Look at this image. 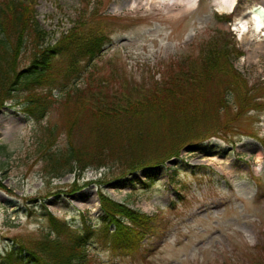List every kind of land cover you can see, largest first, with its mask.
I'll return each instance as SVG.
<instances>
[{"label":"rangeland","instance_id":"1","mask_svg":"<svg viewBox=\"0 0 264 264\" xmlns=\"http://www.w3.org/2000/svg\"><path fill=\"white\" fill-rule=\"evenodd\" d=\"M30 1L50 43L75 26L86 36L104 37L100 55L85 74L94 70L97 80L108 78L110 90L149 89L164 76L179 73L180 63L199 66L198 59L214 46L241 52L231 58L244 86L233 87L225 110L195 122L196 131L213 132L202 149L189 144L168 162L112 181L104 171L88 168L79 176L68 173L47 182L34 154L36 137L44 126L56 123V142L62 144L64 115L52 107L37 120L22 113L14 100L4 102L0 253L41 236L48 228V212L73 228L83 229L86 218L99 228L98 192L103 190L150 215L151 231L131 250L91 241L89 253L99 264H264V35L231 30L236 17L251 4L264 6V0H237L231 14H223L215 0L188 7L170 5L171 0L141 5L131 0ZM23 57L21 52L20 70L27 63ZM67 64L66 57L54 61L56 97H65L67 83L81 84L84 78L69 75ZM214 83L207 85L208 93L215 91ZM147 177L155 180L146 189Z\"/></svg>","mask_w":264,"mask_h":264},{"label":"trees","instance_id":"2","mask_svg":"<svg viewBox=\"0 0 264 264\" xmlns=\"http://www.w3.org/2000/svg\"><path fill=\"white\" fill-rule=\"evenodd\" d=\"M45 38L31 1L0 0V106L14 100V106L37 120L52 107L64 115L62 144L56 142L60 128L56 123L44 126L36 137L34 154L47 182L68 173L79 176L88 168L104 171L108 181L123 180L180 156L189 144L198 143L202 149L213 132L196 131L195 122L225 110L233 87L244 86L232 53L214 46L198 59L201 67L180 63L179 73L164 76L138 93L110 90L108 78L97 80L94 70L85 74L103 49V36H86L75 26L53 43ZM21 52L27 62L22 70L17 62ZM58 57H66L69 75L84 76L81 84L73 81L64 86V98L52 94L51 71ZM209 82H215L214 92L208 93ZM0 155L6 157L4 145ZM152 182L148 177L143 186ZM98 199L99 228L87 218L83 229L73 228L48 212L47 230L32 242L13 243L0 253V264H99L88 250L93 240L112 249L137 248L150 230L151 216L103 190Z\"/></svg>","mask_w":264,"mask_h":264},{"label":"bare ground","instance_id":"3","mask_svg":"<svg viewBox=\"0 0 264 264\" xmlns=\"http://www.w3.org/2000/svg\"><path fill=\"white\" fill-rule=\"evenodd\" d=\"M160 1L161 0H131L130 3L141 5L142 3H159ZM197 1L198 0H175L176 3H184L186 7L197 4ZM215 4L220 11L229 13L232 8L233 10L235 9L237 0H215ZM233 25L234 28L239 30L240 35L247 32L256 33L258 37L264 35V6L257 3L251 4L244 14L235 18ZM259 157L260 155H258V159ZM258 159H256V161L259 162Z\"/></svg>","mask_w":264,"mask_h":264}]
</instances>
